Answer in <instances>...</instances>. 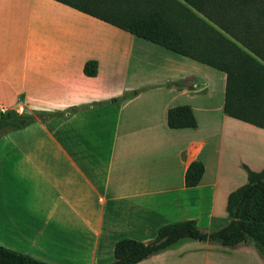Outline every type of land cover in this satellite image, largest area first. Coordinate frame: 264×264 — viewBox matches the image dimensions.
Segmentation results:
<instances>
[{"label":"crops","instance_id":"crops-1","mask_svg":"<svg viewBox=\"0 0 264 264\" xmlns=\"http://www.w3.org/2000/svg\"><path fill=\"white\" fill-rule=\"evenodd\" d=\"M225 83L62 1L0 0V105L25 120L7 128L0 161V245L49 264H108L119 239L149 242L175 221L224 224L229 194L264 168V128L225 113ZM177 106L194 127L168 125ZM193 161L203 173L187 186ZM136 264L264 260L247 242L185 239Z\"/></svg>","mask_w":264,"mask_h":264},{"label":"trees","instance_id":"trees-1","mask_svg":"<svg viewBox=\"0 0 264 264\" xmlns=\"http://www.w3.org/2000/svg\"><path fill=\"white\" fill-rule=\"evenodd\" d=\"M59 1L224 72L225 113L264 128V0ZM96 68L95 61H88L84 73L93 76ZM22 119H0V129L20 127ZM167 122L172 128L195 126L188 106L171 108ZM202 173L203 164L193 161L186 185L195 186ZM226 212L231 220L219 229L204 231L190 219L160 226L149 242L119 239L108 264H136L185 239L234 246L248 237L264 260V168L248 171V182L229 194ZM0 264L49 263L0 245Z\"/></svg>","mask_w":264,"mask_h":264},{"label":"rangeland","instance_id":"rangeland-1","mask_svg":"<svg viewBox=\"0 0 264 264\" xmlns=\"http://www.w3.org/2000/svg\"><path fill=\"white\" fill-rule=\"evenodd\" d=\"M14 112H5V113H0V119L3 120H9V117L14 116L13 114ZM9 127V126H8ZM8 127H4L2 129H0V161L1 162H7L9 156H10V143L7 140L8 134H9V130L7 129ZM230 218L227 217L226 215V222L224 224H221L220 226H218L216 229L222 228L224 226H226L227 224H229L230 222ZM238 221V219H236ZM247 243L252 244L254 247H256L254 241L252 238L248 237L247 239Z\"/></svg>","mask_w":264,"mask_h":264},{"label":"built area","instance_id":"built-area-1","mask_svg":"<svg viewBox=\"0 0 264 264\" xmlns=\"http://www.w3.org/2000/svg\"><path fill=\"white\" fill-rule=\"evenodd\" d=\"M10 111H14L16 113H20L21 112V107L20 106H17L13 109H10L6 106H3V105H0V113H5V112H10Z\"/></svg>","mask_w":264,"mask_h":264},{"label":"water","instance_id":"water-1","mask_svg":"<svg viewBox=\"0 0 264 264\" xmlns=\"http://www.w3.org/2000/svg\"><path fill=\"white\" fill-rule=\"evenodd\" d=\"M24 122H25V120H24V119H22V120H21V124H23Z\"/></svg>","mask_w":264,"mask_h":264}]
</instances>
